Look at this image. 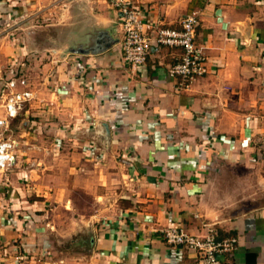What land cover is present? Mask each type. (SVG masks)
Here are the masks:
<instances>
[{"label":"crops","instance_id":"obj_1","mask_svg":"<svg viewBox=\"0 0 264 264\" xmlns=\"http://www.w3.org/2000/svg\"><path fill=\"white\" fill-rule=\"evenodd\" d=\"M132 1L157 28L198 12L207 74L177 92L182 50L157 43L144 65L127 64L106 0H0V24L49 21L32 29L31 52L61 53L6 134L19 149L0 170V264H199L162 230L206 225L238 239L222 264H264V205L245 204L261 200L247 186L264 184V0ZM6 41L0 72L22 54Z\"/></svg>","mask_w":264,"mask_h":264},{"label":"built area","instance_id":"obj_2","mask_svg":"<svg viewBox=\"0 0 264 264\" xmlns=\"http://www.w3.org/2000/svg\"><path fill=\"white\" fill-rule=\"evenodd\" d=\"M118 8L124 30V60L137 69L144 65L152 46L178 47L182 50L181 60L171 67L170 74L180 79L176 91L189 87L194 79L208 72V58L203 48L196 44L199 13L193 12L182 21V29L153 27L147 24L132 0H106ZM16 81L8 82L3 90V112H0V170L8 171L16 165L19 142L6 136L10 121L17 118L24 104L34 98V93L24 89L14 91ZM9 89V93L7 92ZM203 235L192 234L176 226L162 230L166 242L172 247H185L199 254V264H222L221 256L230 255L237 249L235 237L219 239L212 225H206Z\"/></svg>","mask_w":264,"mask_h":264},{"label":"rangeland","instance_id":"obj_3","mask_svg":"<svg viewBox=\"0 0 264 264\" xmlns=\"http://www.w3.org/2000/svg\"><path fill=\"white\" fill-rule=\"evenodd\" d=\"M32 18H35V17L32 15ZM56 18L58 19V15L56 16ZM48 22H47L46 17H41V16L40 17L37 16L36 22H34V19L32 22L31 14L29 13V14H23L21 17L15 20H13L12 17H9L3 20L2 24H0V38L4 37L7 41H11V43L13 42L18 43L19 45L22 46L21 47L22 54L19 57L18 62L16 63L15 69L11 66H7V68L2 69V71L0 72L1 76L3 77L1 81L3 82L5 81L2 88L0 87L1 88L0 89V104L2 102V105H3L2 94L8 82L16 81L15 82L16 87L13 89L16 92L22 91L24 89L30 90L29 88H33L37 84H41L45 82L46 77H48L47 76L48 73H50L51 71L50 69H46L47 62H49L51 59L52 60L55 59L56 61L60 59L61 53L58 54L55 52L54 56H52L51 53L47 52L45 49L40 50V52H37V53L34 52V50H32L31 52V47L29 45L30 44L29 37L31 35L32 29H34L33 31H36V29L38 31H41L39 32L40 35H43L42 33L46 32L45 28ZM54 35L56 38H60L61 36H63L61 31H56ZM7 41H6V44H8ZM44 45L45 43H42L43 47H45ZM52 45L55 49H57L58 47L60 48V46L62 45L61 38L60 40L56 39L55 42H52ZM8 91L9 89H7V92ZM0 112H3V109L2 111L0 110ZM11 121H10V125H11ZM20 121H21V117H18L16 121L12 123V125L9 127L6 134H11L13 131L15 132L18 129V124ZM262 174H263V180H264V170L262 171ZM245 176L246 178H248V173ZM233 188H236V187H233ZM247 193L249 194L256 193V194L261 195V200L259 202L245 203L247 207H252L257 204L264 205V184H262L261 186H253V185L247 186ZM87 202L88 200L85 201V203Z\"/></svg>","mask_w":264,"mask_h":264},{"label":"trees","instance_id":"obj_4","mask_svg":"<svg viewBox=\"0 0 264 264\" xmlns=\"http://www.w3.org/2000/svg\"><path fill=\"white\" fill-rule=\"evenodd\" d=\"M18 117H19V116H18ZM18 117H17V118H18ZM17 118H16V119H17ZM16 119H14V120H16ZM14 120H13V121H14Z\"/></svg>","mask_w":264,"mask_h":264}]
</instances>
